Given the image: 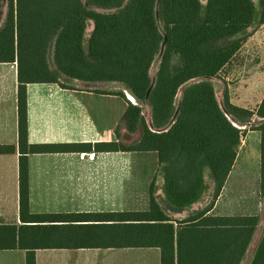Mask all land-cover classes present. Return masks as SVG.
<instances>
[{"label":"trees","instance_id":"1","mask_svg":"<svg viewBox=\"0 0 264 264\" xmlns=\"http://www.w3.org/2000/svg\"><path fill=\"white\" fill-rule=\"evenodd\" d=\"M4 1L0 63H16L20 222L0 221V249L25 250V264H35L36 249L110 247L158 248L160 264H264V220L256 237L260 214L208 212L236 161L245 132L240 126L248 123L260 133L258 193L264 199V91L254 109L232 103L226 90L220 103L213 80L249 29L264 24V0ZM50 82L79 83L123 99L124 139L117 126L109 142L29 143L26 85ZM87 82L106 86L89 88ZM84 147L155 152L163 204L153 178L146 209L31 212L27 154ZM15 151L0 144V154ZM206 170L213 200L183 218L169 215L202 198Z\"/></svg>","mask_w":264,"mask_h":264},{"label":"crops","instance_id":"2","mask_svg":"<svg viewBox=\"0 0 264 264\" xmlns=\"http://www.w3.org/2000/svg\"><path fill=\"white\" fill-rule=\"evenodd\" d=\"M262 27L264 24L256 29L250 28L251 33L242 47ZM17 88L16 63H0V144H12L16 148L14 153L0 154V221L19 223ZM117 97L114 94L85 90L78 85L63 87L56 82L29 83L26 85L27 140L32 144L92 145L96 142L114 141L117 138L115 130L121 122L125 106L116 116L113 101ZM230 101L239 105L232 99ZM122 134L124 137L123 132ZM130 153L132 152L96 151L88 147L78 151L28 153L30 211L67 213L139 209L123 207L121 203L117 204V198L130 196L135 190L147 189L148 194V186L153 178L156 194L163 204L162 178L156 174L157 159L148 176L142 159L134 158ZM135 163L138 167H135ZM228 178L208 212H213L216 208ZM208 185L202 198L190 209L181 212L167 210L169 215L180 219L192 211L204 208L213 187L210 182ZM128 249L130 248L36 249L35 264H116L119 256ZM153 249L156 251L157 264H160L159 249ZM0 264H25V250L0 249Z\"/></svg>","mask_w":264,"mask_h":264},{"label":"rangeland","instance_id":"3","mask_svg":"<svg viewBox=\"0 0 264 264\" xmlns=\"http://www.w3.org/2000/svg\"><path fill=\"white\" fill-rule=\"evenodd\" d=\"M5 9V1L0 0V21L3 20ZM91 27L92 25L87 27L85 39L89 36ZM261 29L262 30L258 32L252 40L245 43L233 60L226 65L215 78H213L216 96L220 103H222L223 93L226 90L229 98L240 106L252 109L256 108L264 91V27ZM155 69L156 63H154L150 69L151 74L154 73ZM68 83L76 84V82ZM77 84L78 86H81L79 83ZM108 88L111 90L121 89L118 84H111ZM110 103L111 101L109 104ZM113 104L117 116L118 112L123 109V99L117 97L113 101ZM143 113L149 122L150 115L148 108H143ZM117 118L118 117H116V119ZM252 120H256V117ZM117 126H119V134L120 132L122 133L124 129L122 128L121 122L118 123ZM249 126L250 123L240 126L245 129V132L243 133L241 144L238 149L235 166L229 174L226 188L220 196L218 204L216 208L213 209V212L221 214H260L261 223L256 233L257 237L262 230L264 220V216L261 213L264 199L261 198L258 193L260 133L258 131H251ZM121 135L122 139H124L123 134ZM119 140H121V138H119ZM130 154L134 158L142 159L141 162L145 165L149 176L155 165L156 153L150 151L132 152ZM134 165L135 167H138L136 163ZM205 174L206 181L211 183L208 177V170H206ZM147 200V189L135 190L132 191L130 196L117 198V204L121 203V206L123 207L144 209L147 206ZM212 200L213 196L211 192L207 200L208 204ZM119 257L120 258L117 260L116 264L158 263L156 251L153 248H130Z\"/></svg>","mask_w":264,"mask_h":264},{"label":"water","instance_id":"4","mask_svg":"<svg viewBox=\"0 0 264 264\" xmlns=\"http://www.w3.org/2000/svg\"><path fill=\"white\" fill-rule=\"evenodd\" d=\"M85 86L89 87V88H99V87H105L106 84L102 83V82H87V83H85ZM125 94H126L127 98L131 102H133V98L128 93L125 92Z\"/></svg>","mask_w":264,"mask_h":264}]
</instances>
